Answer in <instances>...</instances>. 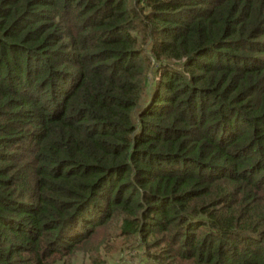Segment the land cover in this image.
I'll return each instance as SVG.
<instances>
[{"label": "trees", "instance_id": "obj_1", "mask_svg": "<svg viewBox=\"0 0 264 264\" xmlns=\"http://www.w3.org/2000/svg\"><path fill=\"white\" fill-rule=\"evenodd\" d=\"M105 229L264 264V0H0V264Z\"/></svg>", "mask_w": 264, "mask_h": 264}, {"label": "rangeland", "instance_id": "obj_2", "mask_svg": "<svg viewBox=\"0 0 264 264\" xmlns=\"http://www.w3.org/2000/svg\"><path fill=\"white\" fill-rule=\"evenodd\" d=\"M110 230V228L108 229ZM116 229L111 231L101 230L94 244H99V250L96 255L86 260L82 258L79 248L76 253L69 258L71 264H139L147 263L146 251L136 247L135 242L128 238L117 235ZM89 242L87 248L91 247ZM85 249V248H84ZM92 251V250H91Z\"/></svg>", "mask_w": 264, "mask_h": 264}]
</instances>
